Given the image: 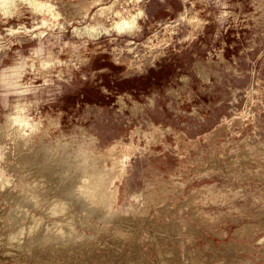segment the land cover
<instances>
[{
  "label": "rangeland",
  "instance_id": "1",
  "mask_svg": "<svg viewBox=\"0 0 264 264\" xmlns=\"http://www.w3.org/2000/svg\"><path fill=\"white\" fill-rule=\"evenodd\" d=\"M0 264H264V0H0Z\"/></svg>",
  "mask_w": 264,
  "mask_h": 264
}]
</instances>
